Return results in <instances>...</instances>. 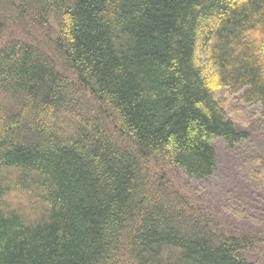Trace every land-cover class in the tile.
Segmentation results:
<instances>
[{
    "label": "trees",
    "instance_id": "trees-1",
    "mask_svg": "<svg viewBox=\"0 0 264 264\" xmlns=\"http://www.w3.org/2000/svg\"><path fill=\"white\" fill-rule=\"evenodd\" d=\"M238 105L264 129V0H0V264H264V133ZM217 137L256 227L172 175L210 178Z\"/></svg>",
    "mask_w": 264,
    "mask_h": 264
},
{
    "label": "rangeland",
    "instance_id": "rangeland-1",
    "mask_svg": "<svg viewBox=\"0 0 264 264\" xmlns=\"http://www.w3.org/2000/svg\"><path fill=\"white\" fill-rule=\"evenodd\" d=\"M247 107L238 105L234 106L233 110L239 116L238 118L246 123V127L251 134L249 144L256 148L260 144L261 134L264 133V129L260 126V109L258 107ZM252 116L258 118L257 122L254 120L255 117ZM213 144L218 155V165L215 173L210 178L199 181L190 178L182 169L173 166L171 172L175 181L184 192L191 193L199 199L212 215L228 226L238 230L256 227L257 223L252 219L246 216H238V214L229 210L231 208L227 206L228 202L237 203V198L241 200L246 196L242 189L247 187L250 182L245 173L243 156L241 157L242 146L234 149L229 148L226 142L218 137L214 139Z\"/></svg>",
    "mask_w": 264,
    "mask_h": 264
}]
</instances>
